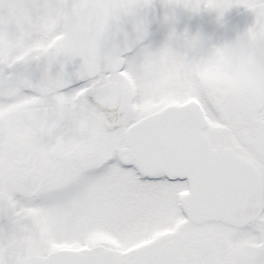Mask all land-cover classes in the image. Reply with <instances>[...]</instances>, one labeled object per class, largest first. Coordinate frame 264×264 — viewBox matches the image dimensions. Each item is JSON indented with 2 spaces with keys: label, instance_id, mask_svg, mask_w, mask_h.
Masks as SVG:
<instances>
[{
  "label": "snow or ice",
  "instance_id": "6c2138e0",
  "mask_svg": "<svg viewBox=\"0 0 264 264\" xmlns=\"http://www.w3.org/2000/svg\"><path fill=\"white\" fill-rule=\"evenodd\" d=\"M243 70L147 41L152 0H0V264H264V0Z\"/></svg>",
  "mask_w": 264,
  "mask_h": 264
},
{
  "label": "flooded vegetation",
  "instance_id": "af4514ba",
  "mask_svg": "<svg viewBox=\"0 0 264 264\" xmlns=\"http://www.w3.org/2000/svg\"><path fill=\"white\" fill-rule=\"evenodd\" d=\"M150 10L151 19L148 26V44L155 39L158 28L160 29V27H162V22L166 19L164 16L168 14L177 22L179 27L178 35H199L210 45H219L231 41L229 39L230 33L227 32L231 22H235L234 31L231 34L233 39H235L252 27L255 20L254 14L241 6H232L218 16L217 11L206 10L202 6L198 11H192L179 6H170V10L168 9V11H165L162 10V6L158 0H152ZM174 10H176L177 13ZM164 13L166 15H164ZM168 20L171 22L173 21L172 19ZM163 31L167 30L163 29Z\"/></svg>",
  "mask_w": 264,
  "mask_h": 264
},
{
  "label": "clouds",
  "instance_id": "9594fccd",
  "mask_svg": "<svg viewBox=\"0 0 264 264\" xmlns=\"http://www.w3.org/2000/svg\"><path fill=\"white\" fill-rule=\"evenodd\" d=\"M217 14L219 16L222 13L217 11ZM165 44L202 82L217 73H225L228 76L240 73L250 51L246 32L230 42L219 45L207 44L199 35L172 33Z\"/></svg>",
  "mask_w": 264,
  "mask_h": 264
},
{
  "label": "rangeland",
  "instance_id": "374dc122",
  "mask_svg": "<svg viewBox=\"0 0 264 264\" xmlns=\"http://www.w3.org/2000/svg\"><path fill=\"white\" fill-rule=\"evenodd\" d=\"M158 1L160 2V5L162 6V10H165V11L166 10L168 11V9L170 10V5H166L164 3V0H158ZM171 7H173V6H171ZM174 11H176V10H174ZM165 13H164V15H166ZM176 13H177V11H176ZM164 17L166 19L162 22V27H160V29L158 28V33H157L155 39L151 43H149V45L153 49L158 48L161 45H163L167 41V39H168V37H169L170 34H172V33L177 34L179 32V30H178L179 27L177 25L176 20H174L173 18H171V15H169V14L167 16H164ZM168 19H172L173 21L171 22ZM163 29H165L167 31H163Z\"/></svg>",
  "mask_w": 264,
  "mask_h": 264
},
{
  "label": "water",
  "instance_id": "95a60500",
  "mask_svg": "<svg viewBox=\"0 0 264 264\" xmlns=\"http://www.w3.org/2000/svg\"><path fill=\"white\" fill-rule=\"evenodd\" d=\"M144 17H145V22H146L147 30H148V26L150 24V19H151V10H150V8L146 10V12L144 13ZM252 18H254V17H252ZM234 27H235V22H231L230 27H229V29L227 31V32L230 33L229 39L231 41L233 40V36H231V34L234 31Z\"/></svg>",
  "mask_w": 264,
  "mask_h": 264
}]
</instances>
